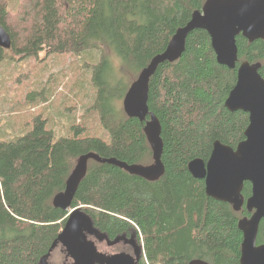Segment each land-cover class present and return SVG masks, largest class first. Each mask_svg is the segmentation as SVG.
Here are the masks:
<instances>
[{
	"label": "trees",
	"instance_id": "obj_1",
	"mask_svg": "<svg viewBox=\"0 0 264 264\" xmlns=\"http://www.w3.org/2000/svg\"><path fill=\"white\" fill-rule=\"evenodd\" d=\"M206 1L0 0V26L12 39L10 50L0 48V64L11 54L26 59L43 52H100L93 69L95 96L84 119L100 121L106 132V139L86 136V122H73L71 135L56 139L47 121L37 117L25 135L0 138V264H43L50 255L70 213L56 209L54 199L65 191L81 157L93 153L130 166L153 161L146 123L127 116L119 103ZM237 46L239 61L229 70L218 64L209 34L196 30L182 58L161 65L152 77L148 105L161 123L164 144L165 173L159 180L89 162L71 210L89 216L105 241L137 243V264L197 259L240 264L244 236L239 223L251 215L246 207L236 212L208 197L205 181L188 170L194 160L208 162L215 142L236 149L245 140L249 115L232 113L225 103L243 62L261 64L264 79V41L250 43L239 36ZM111 55L121 59L118 69ZM111 67L115 85L107 78ZM133 72L137 76L125 86L123 79ZM251 195L246 183L245 200ZM261 245L264 220L257 239Z\"/></svg>",
	"mask_w": 264,
	"mask_h": 264
},
{
	"label": "water",
	"instance_id": "obj_2",
	"mask_svg": "<svg viewBox=\"0 0 264 264\" xmlns=\"http://www.w3.org/2000/svg\"><path fill=\"white\" fill-rule=\"evenodd\" d=\"M196 30L209 34L218 64L235 70L239 61L237 38L242 36L250 43L264 41V0H207L203 10L195 12L187 26L176 32L166 51L156 56L140 73L124 98L123 108L130 118L146 123L154 163L150 166H130L116 159H103L93 153L81 157L66 183L65 191L54 199L56 209L70 213L51 252L61 245L72 264L138 263L140 253L136 257L124 253L112 256L100 253L91 240L99 236L91 218L80 209L71 210V206L88 172L90 160L116 166L151 181L159 180L165 173L162 127L148 105L150 82L161 65L172 64L182 58L188 38ZM0 48H12L11 36L2 26ZM260 70L259 63L243 62L238 68L237 83L225 103L230 112L242 111L249 115L245 140L236 149L217 141L207 163L198 159L188 166L195 179L205 181L208 197L229 204L236 212L246 207L251 215L239 223L244 236L240 264H264V245L257 246L260 225L264 220V79ZM246 183L252 186V195L247 201L243 196ZM189 264L209 263L197 259Z\"/></svg>",
	"mask_w": 264,
	"mask_h": 264
},
{
	"label": "rangeland",
	"instance_id": "obj_3",
	"mask_svg": "<svg viewBox=\"0 0 264 264\" xmlns=\"http://www.w3.org/2000/svg\"><path fill=\"white\" fill-rule=\"evenodd\" d=\"M98 50H89L82 55L48 54L38 58H26L11 54L0 64V138H14L25 135L33 129V121L42 117L55 138L71 135L73 122H86V136L106 139V132L100 121H86L85 114L94 100L93 69L99 58ZM118 67L121 59L111 55ZM114 69L107 73L113 85L117 79ZM112 72V74H111ZM138 72L123 79L129 86ZM120 76V75H119ZM119 76L117 78H119ZM124 100L120 101L123 109ZM154 162H150L149 166ZM101 236L92 238L100 253L107 256L129 254L135 257L130 244L124 240L117 243L101 241ZM133 240V239H132ZM70 258L59 245L45 259V264H70Z\"/></svg>",
	"mask_w": 264,
	"mask_h": 264
},
{
	"label": "flooded vegetation",
	"instance_id": "obj_4",
	"mask_svg": "<svg viewBox=\"0 0 264 264\" xmlns=\"http://www.w3.org/2000/svg\"><path fill=\"white\" fill-rule=\"evenodd\" d=\"M126 242H128L129 244H130V248L131 249H133V251H134V255H135V257L137 256V253H139V246H138V244L137 243H135V242H131V241H126Z\"/></svg>",
	"mask_w": 264,
	"mask_h": 264
},
{
	"label": "bare ground",
	"instance_id": "obj_5",
	"mask_svg": "<svg viewBox=\"0 0 264 264\" xmlns=\"http://www.w3.org/2000/svg\"><path fill=\"white\" fill-rule=\"evenodd\" d=\"M69 216V215H68Z\"/></svg>",
	"mask_w": 264,
	"mask_h": 264
}]
</instances>
